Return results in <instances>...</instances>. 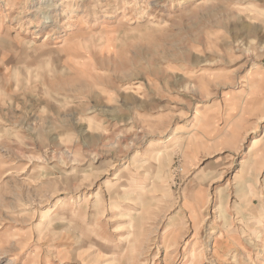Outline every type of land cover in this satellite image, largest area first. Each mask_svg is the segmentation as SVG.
<instances>
[{"label":"rangeland","instance_id":"rangeland-1","mask_svg":"<svg viewBox=\"0 0 264 264\" xmlns=\"http://www.w3.org/2000/svg\"><path fill=\"white\" fill-rule=\"evenodd\" d=\"M212 263L264 264V0H0V264Z\"/></svg>","mask_w":264,"mask_h":264},{"label":"bare ground","instance_id":"bare-ground-1","mask_svg":"<svg viewBox=\"0 0 264 264\" xmlns=\"http://www.w3.org/2000/svg\"><path fill=\"white\" fill-rule=\"evenodd\" d=\"M202 115L200 112L196 113L194 119L189 122L186 126L183 127V131H190V132H195L197 131L199 128H200V124H201V120H202ZM178 133L177 132H174L173 134H171L166 140L165 142L160 145V146H155L153 147V150H152V156L153 158H156V157H161L162 159H167L168 158V152L170 151V147H171V143L174 142V139H175V136L177 135ZM113 220H117L119 219V216L118 214H115L113 217H112ZM45 222V217H42L39 222L37 223V227L38 228H41L43 223ZM256 233V231H254ZM137 238H135L136 240ZM137 245V244H136ZM139 245V244H138ZM134 250V244L131 243L130 245V251L132 252ZM37 251H40L39 249L35 250V253H37ZM133 254V253H131ZM130 254V255H131ZM196 257L197 258H201L202 256H200V254H196ZM213 264V263H212Z\"/></svg>","mask_w":264,"mask_h":264}]
</instances>
